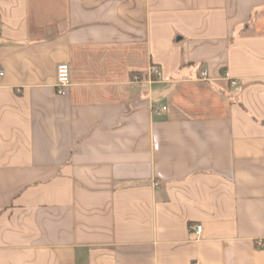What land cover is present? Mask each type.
<instances>
[{"label":"crops","instance_id":"1","mask_svg":"<svg viewBox=\"0 0 264 264\" xmlns=\"http://www.w3.org/2000/svg\"><path fill=\"white\" fill-rule=\"evenodd\" d=\"M0 19V264H264V0Z\"/></svg>","mask_w":264,"mask_h":264},{"label":"built area","instance_id":"2","mask_svg":"<svg viewBox=\"0 0 264 264\" xmlns=\"http://www.w3.org/2000/svg\"><path fill=\"white\" fill-rule=\"evenodd\" d=\"M2 28V22L0 19V30ZM148 77L149 82L152 81L153 78L160 76V68L155 65L151 64L148 68ZM3 75V71L0 69V76ZM201 79H206L208 76L207 70H201L200 71ZM70 85V76H69V65L66 62L59 63L57 65L56 69V79H55V91L58 95H65L67 93V88ZM162 109H165V107H162ZM158 184V183H155ZM201 225H196L195 230L197 232H201Z\"/></svg>","mask_w":264,"mask_h":264}]
</instances>
